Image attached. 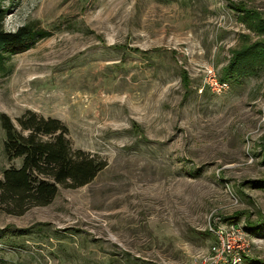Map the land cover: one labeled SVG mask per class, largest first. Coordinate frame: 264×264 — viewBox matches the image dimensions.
<instances>
[{
	"label": "rangeland",
	"instance_id": "374dc122",
	"mask_svg": "<svg viewBox=\"0 0 264 264\" xmlns=\"http://www.w3.org/2000/svg\"><path fill=\"white\" fill-rule=\"evenodd\" d=\"M1 4L5 30L50 35L0 72V114L57 117L107 166L48 205L1 212L0 264H208L210 228L231 233L227 264H264V67L222 80L264 42V0ZM209 66L228 87L210 88ZM3 139L0 124V178L21 163Z\"/></svg>",
	"mask_w": 264,
	"mask_h": 264
},
{
	"label": "trees",
	"instance_id": "16d2710c",
	"mask_svg": "<svg viewBox=\"0 0 264 264\" xmlns=\"http://www.w3.org/2000/svg\"><path fill=\"white\" fill-rule=\"evenodd\" d=\"M7 9L0 0V72L9 69V58L23 53L50 35L45 28L25 24L14 31L4 29ZM264 67V42L237 52L222 71V80L253 75ZM11 69V68H10ZM9 69V71H10ZM243 76V75H242ZM4 132L2 151L7 161L20 159L18 167L4 168L0 178V213L22 215L32 206L50 204L60 188L75 189L90 183L107 161L90 151L73 148L68 127L59 118L27 109L16 124L0 114ZM264 186V181L259 182Z\"/></svg>",
	"mask_w": 264,
	"mask_h": 264
},
{
	"label": "built area",
	"instance_id": "2783aa9c",
	"mask_svg": "<svg viewBox=\"0 0 264 264\" xmlns=\"http://www.w3.org/2000/svg\"><path fill=\"white\" fill-rule=\"evenodd\" d=\"M205 79L213 91L219 92L227 86L217 79L213 67L210 66L206 67ZM210 230L216 234L219 241L217 245L212 246L210 255L206 258L208 264H227V262L234 259V256L237 255V248H235L234 244L230 241L231 233L226 232L223 228L217 230L210 228Z\"/></svg>",
	"mask_w": 264,
	"mask_h": 264
}]
</instances>
